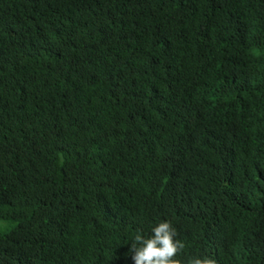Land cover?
I'll list each match as a JSON object with an SVG mask.
<instances>
[{
  "label": "trees",
  "instance_id": "obj_1",
  "mask_svg": "<svg viewBox=\"0 0 264 264\" xmlns=\"http://www.w3.org/2000/svg\"><path fill=\"white\" fill-rule=\"evenodd\" d=\"M264 264V0H0V264Z\"/></svg>",
  "mask_w": 264,
  "mask_h": 264
},
{
  "label": "clouds",
  "instance_id": "obj_2",
  "mask_svg": "<svg viewBox=\"0 0 264 264\" xmlns=\"http://www.w3.org/2000/svg\"><path fill=\"white\" fill-rule=\"evenodd\" d=\"M151 235L145 236L137 230L132 237L130 251L134 264H182L178 254L185 243L176 239L177 230L170 221H161L151 229ZM187 264H217L211 257H193Z\"/></svg>",
  "mask_w": 264,
  "mask_h": 264
},
{
  "label": "rangeland",
  "instance_id": "obj_3",
  "mask_svg": "<svg viewBox=\"0 0 264 264\" xmlns=\"http://www.w3.org/2000/svg\"><path fill=\"white\" fill-rule=\"evenodd\" d=\"M9 227H10L9 224H5V223H1V222H0V233L5 232L6 230L9 229Z\"/></svg>",
  "mask_w": 264,
  "mask_h": 264
}]
</instances>
